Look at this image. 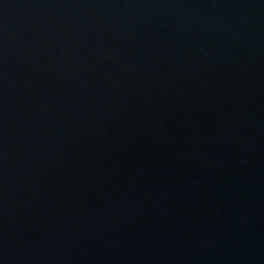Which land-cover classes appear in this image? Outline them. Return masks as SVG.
I'll return each instance as SVG.
<instances>
[{
    "label": "water",
    "instance_id": "water-1",
    "mask_svg": "<svg viewBox=\"0 0 264 264\" xmlns=\"http://www.w3.org/2000/svg\"><path fill=\"white\" fill-rule=\"evenodd\" d=\"M0 264H264V0H0Z\"/></svg>",
    "mask_w": 264,
    "mask_h": 264
}]
</instances>
